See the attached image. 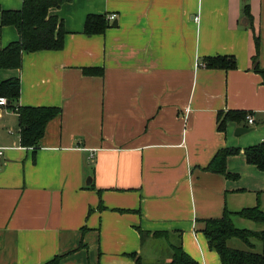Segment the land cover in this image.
Wrapping results in <instances>:
<instances>
[{
	"label": "crops",
	"instance_id": "1",
	"mask_svg": "<svg viewBox=\"0 0 264 264\" xmlns=\"http://www.w3.org/2000/svg\"><path fill=\"white\" fill-rule=\"evenodd\" d=\"M21 3L0 0V10ZM49 13L63 20V47L0 69V80L19 76V105L61 109L33 150L0 107V264H137L131 254L167 264L178 235L198 264H220L203 221L264 206V172L243 155L264 140L253 70L264 68V0H70ZM90 14L105 16L102 33H84ZM17 37L1 26L0 49ZM216 55L235 68H207ZM227 110L253 122L219 131ZM221 148H239L226 159L236 179L204 169Z\"/></svg>",
	"mask_w": 264,
	"mask_h": 264
},
{
	"label": "trees",
	"instance_id": "2",
	"mask_svg": "<svg viewBox=\"0 0 264 264\" xmlns=\"http://www.w3.org/2000/svg\"><path fill=\"white\" fill-rule=\"evenodd\" d=\"M70 0H22L19 9L0 10V27L10 25L15 27L18 37L5 44L0 49V69H20L23 52L42 50H60L63 47L66 33L63 20L57 15L50 14L51 8H58ZM247 13V11H245ZM107 19V18H106ZM104 15H87L84 22V33H102L109 25ZM203 63L207 68L232 69L235 60L232 56L216 55L204 57ZM92 68H84L85 73ZM253 70L260 74L264 82V68L253 65ZM20 94L19 76L0 80V96L6 98V108L15 112L19 121V144L35 150L44 134L46 124L61 113L56 106H22L18 99ZM246 111L227 110L217 113V129L223 131L227 121L243 120ZM239 153V148L219 149L207 166V171L218 173L228 179H236L237 174L226 170L228 156ZM245 161L264 172V140L258 144L243 149ZM237 215L262 225L259 230L239 228L233 224L232 217ZM202 232L206 238L208 248L215 251L220 264H264V209L257 203L251 207H244L230 212L226 209L220 217L207 218L204 221ZM141 239L145 233L140 232ZM237 238L250 247V250L232 248L227 241ZM253 240L261 243V250L254 251ZM170 259L167 264H198L182 248L180 237L168 240ZM137 264H143L140 256L131 254ZM58 257L44 264H57Z\"/></svg>",
	"mask_w": 264,
	"mask_h": 264
},
{
	"label": "rangeland",
	"instance_id": "3",
	"mask_svg": "<svg viewBox=\"0 0 264 264\" xmlns=\"http://www.w3.org/2000/svg\"><path fill=\"white\" fill-rule=\"evenodd\" d=\"M261 209H264V206H261ZM237 219V218H236ZM233 221V220H232ZM237 227L239 228H247V229H252V230H259L262 228V225H260L259 223L253 222L251 220H247V219H243L240 225H237ZM228 246L232 247V248H238V249H244V250H250V247L247 244H244L243 242H241L240 240L236 239V238H232L230 240L227 241ZM254 243V251L259 252L260 249V242L257 240H253Z\"/></svg>",
	"mask_w": 264,
	"mask_h": 264
},
{
	"label": "built area",
	"instance_id": "4",
	"mask_svg": "<svg viewBox=\"0 0 264 264\" xmlns=\"http://www.w3.org/2000/svg\"><path fill=\"white\" fill-rule=\"evenodd\" d=\"M107 19L109 21H112L113 19H115V14L114 13H111L107 16ZM7 103V100L5 97L3 96H0V107H3L5 106ZM246 120L249 122V123H252L253 122V117L250 115V114H247L246 115ZM3 153V148L0 147V155H2Z\"/></svg>",
	"mask_w": 264,
	"mask_h": 264
},
{
	"label": "water",
	"instance_id": "5",
	"mask_svg": "<svg viewBox=\"0 0 264 264\" xmlns=\"http://www.w3.org/2000/svg\"><path fill=\"white\" fill-rule=\"evenodd\" d=\"M112 24L115 25V24H116V21H113ZM245 130H248V129L238 127V128L236 129V133H241V132H244Z\"/></svg>",
	"mask_w": 264,
	"mask_h": 264
}]
</instances>
